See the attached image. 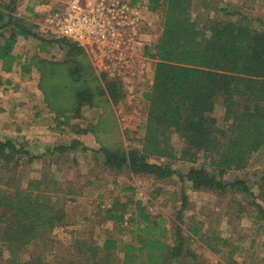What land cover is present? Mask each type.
Wrapping results in <instances>:
<instances>
[{"label": "trees", "instance_id": "trees-1", "mask_svg": "<svg viewBox=\"0 0 264 264\" xmlns=\"http://www.w3.org/2000/svg\"><path fill=\"white\" fill-rule=\"evenodd\" d=\"M193 6L194 0H151L149 9L162 12L163 29L158 40L145 48V56L156 61V69L153 84L144 94L147 119L141 147L123 150L104 146L95 151L102 154L104 166L114 173L128 170L163 181L176 173L172 162L183 161L193 165L186 177L195 190L227 194L240 189L250 193L244 181H227L225 176L248 169L254 156L264 151V30L231 20L238 12H228V8L222 9L226 12L223 17L203 22ZM17 11L18 0H1L0 59L4 69L11 72L20 64L14 53L19 37L67 45L71 77L67 88L75 93L73 107L58 108L51 101L57 98L56 90L42 87L48 107L59 118L65 117V123L80 117L84 107H97L102 99L114 106L124 99L118 83L99 73L94 65L87 68L80 61L82 47L66 39L42 37L39 25ZM35 58L23 63V69L37 67ZM220 100L222 123L216 115ZM174 138L182 142L180 150ZM80 144L75 140L54 151L65 153ZM26 157L33 160L41 155H34L14 138L0 137V172L12 170L14 163L18 166ZM154 158L166 162L153 163ZM259 179L264 199V170ZM53 186L56 182L52 178L32 180L24 188L0 182V254H6L5 264H36L35 254L21 261V253L34 244L51 243L50 234L65 224V203L51 190ZM130 202L116 199L104 210L106 221L115 224L119 235L132 236L130 241L111 235L100 242L79 240L76 258L65 264H197L198 254L190 245L200 230L193 228L188 236L182 213L176 217L171 242L167 240L170 231L165 218L150 214L142 201H137L136 209L130 212ZM259 207V219L264 223V207ZM211 249L216 251L215 247ZM233 250L228 264H236Z\"/></svg>", "mask_w": 264, "mask_h": 264}, {"label": "rangeland", "instance_id": "rangeland-1", "mask_svg": "<svg viewBox=\"0 0 264 264\" xmlns=\"http://www.w3.org/2000/svg\"><path fill=\"white\" fill-rule=\"evenodd\" d=\"M131 2L141 10L140 38L145 44L137 48L135 61L129 62L133 74L126 79H116L112 68L100 70L97 66L96 63L103 66L104 60L95 59V63L85 50L80 57L87 68L97 66L99 73L106 74L123 88L125 97L118 105L102 99L95 108L84 107L82 115L69 124L65 123V117L59 118L50 110L42 87L56 90L57 98L52 97L51 101L60 109L67 110L75 103L74 91L67 88L71 80L67 45L28 38L21 44L19 52L22 57L14 72L8 74L4 66L0 68V137L14 138L34 155H41L33 160L26 157L18 166L14 163L12 170L0 172V182L24 188L32 180L52 178L56 186L51 190L62 196L67 215L65 224L50 234V245L28 247L21 253V261L29 260L35 254L38 258L36 264L39 260L42 264H65L76 258L79 240L100 242L111 235L121 241H130L132 236L127 233L119 235L115 224L106 221L104 216V210L119 199L123 202L131 200L130 212L136 209L137 201H142L150 214L165 218L170 231L167 240L171 242H174L176 217L182 213L188 236L192 235L193 228L200 230L190 245L198 254L197 264H228L233 249L236 250L233 256L236 264H264V223L259 219V205L264 207V199L258 185L264 170V151L254 156L248 169L232 171L225 176L227 181H244L251 192L236 189L227 194L195 190L186 177L192 163L173 161L176 173L162 181L154 175H135L128 170L111 172L104 166L102 154L95 151L104 146L123 150L140 148L145 133L147 102L144 94L152 86L155 67V61L145 56V48L160 36L162 12L149 9L151 0ZM43 3H40L41 7ZM38 5V0H18L17 13L34 21ZM223 8L238 12L230 17L231 20L264 30V0H194L193 11L199 19L207 22L208 18L223 17L226 13ZM41 17H38L39 21ZM35 56L37 67L32 71L23 69L22 64ZM43 60L48 62H41ZM91 83L95 84L92 79ZM216 115L222 123V100L218 102ZM75 140L81 142L77 149L65 153L54 151L61 145L73 144ZM173 141L180 150L182 142L178 138ZM199 161L204 162L202 158ZM151 162L161 164L166 160L154 158ZM129 188L134 190L125 191ZM5 259L6 254H0V264H5Z\"/></svg>", "mask_w": 264, "mask_h": 264}, {"label": "built area", "instance_id": "built-area-1", "mask_svg": "<svg viewBox=\"0 0 264 264\" xmlns=\"http://www.w3.org/2000/svg\"><path fill=\"white\" fill-rule=\"evenodd\" d=\"M47 1L48 12L38 22L42 37L78 44L94 61L104 60L103 66L95 63L100 70L112 68L116 79L133 74L129 62L145 44L140 38L142 13L131 0Z\"/></svg>", "mask_w": 264, "mask_h": 264}, {"label": "crops", "instance_id": "crops-1", "mask_svg": "<svg viewBox=\"0 0 264 264\" xmlns=\"http://www.w3.org/2000/svg\"><path fill=\"white\" fill-rule=\"evenodd\" d=\"M19 1H20V0H19ZM0 2H1V0H0ZM44 9H45V11H44ZM47 10H48V6H47V4L43 3V6L41 7V4H40V2H39V5H38V7H37V9H36V11H37L36 13H38V17L40 18V17H41V13H42V12L45 13ZM43 13H42V14H43ZM38 17H37V19L35 18L36 20H34V22H35L36 24H38V22H39ZM27 39H28V38L19 37L18 43H17L16 48H15V51H14V53H15L16 55H18L19 60H20L21 57H22L21 53L19 52L20 49H21V44L25 43ZM19 53H20V54H19ZM154 61H155V60H154ZM18 65H20V64H18ZM3 66H4V62H3L2 60H0V68H2ZM15 66H16V65H15ZM155 69H156V61H155V67H154V70H152L153 74H155ZM14 70H15V69H13V71H11V72H8V74H11L12 72H14ZM144 70H145V68L143 69V72H144ZM153 80H154V78L152 79L151 84H153ZM7 83H11V82H10V81H7Z\"/></svg>", "mask_w": 264, "mask_h": 264}]
</instances>
